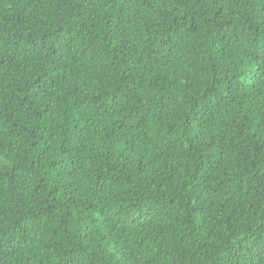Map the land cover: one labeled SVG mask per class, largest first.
I'll return each mask as SVG.
<instances>
[{"label": "trees", "instance_id": "16d2710c", "mask_svg": "<svg viewBox=\"0 0 264 264\" xmlns=\"http://www.w3.org/2000/svg\"><path fill=\"white\" fill-rule=\"evenodd\" d=\"M62 2L72 8L75 15L59 25L56 28L57 32L66 33L69 27H73L81 39L84 37L92 39L89 34L95 33L100 37L101 47L105 42L111 41V47L105 49L104 59L99 61V65L95 62L89 64L85 59L77 60L67 67L69 74L79 73L77 83L81 87L90 88L89 96L92 103L99 105L93 113L95 118L84 120L78 106L84 101L72 100L73 107L64 109L67 116L62 119L70 122L73 134L77 133V129L79 134L86 137L89 130L93 133L92 136L87 137L88 142L84 145L88 152L102 154L113 165L119 160L125 167H113L105 174L107 179H102L101 175L89 177L84 173L82 165H79L80 171H77L71 157L76 152L74 144L78 136H57L50 126H45L47 123L45 117L49 115L47 104L35 113V119L29 115L26 121L22 118L20 124L13 121V128L9 129L11 141L15 140L13 131L18 134L21 127L32 137V142L27 144L25 151L36 150V156L32 160L36 171L29 180L22 174L21 169L13 165V171L7 180L0 181V236L8 238L6 247L0 244V259L4 260L5 264H37V262L38 264H112L118 255L120 259L116 264H137V250L142 245L151 247L148 244L150 236L144 233H152L156 229L149 217L140 210L142 195L138 193H142V190L135 175L142 165L153 163L149 160V155L154 149L163 146L166 155H178L176 150L181 145L190 147L194 139H203L208 150L207 155L200 164L194 165L188 179L181 180L176 185L185 193V199L180 201L177 199L179 194L174 196L171 192L168 198L173 210L179 204L189 216L207 213L206 216L201 215L200 224L196 229L199 231H204L200 225H207L210 222L209 218H213L212 202L205 195L207 190L216 189L219 195L225 189L245 183L251 187L254 182L258 184L264 178V170L257 168L251 172V179L246 181L243 176L237 179L239 168L248 171L247 157L239 160L236 168L230 172L229 168L225 167L229 162L228 154L225 149L219 147L217 140L218 137L223 139L225 135L233 136L238 141L241 138L254 139L261 131L264 117L257 116L253 122V119L249 118L248 111L251 108L250 100H254L257 95L264 96V80L259 81V87H254L259 79L256 74L261 72V68L257 64L244 77L251 81L247 88L242 87L244 79H236L238 87L235 95H232L231 85L225 88L224 93L231 98L226 100L225 95L222 94L220 100L224 103L218 108L213 105L215 111L201 108L202 115L197 116L192 113L191 105H188L184 109V115H181L175 102L181 100L187 93V81L184 72L179 71L175 66L177 63L175 56L184 51L178 46L185 42L197 44L198 41L197 47L203 45L206 50L208 45L217 44V37L226 25L234 28L239 24V20L233 17L217 19L223 13V9L220 8L216 16L212 17L213 24H208V16L205 13L204 26L197 25L193 28L191 13L203 10L200 0H197L196 5L189 11H179L168 16L166 25L156 23L158 17L155 11H159L160 6L170 0H62ZM129 4L133 5L131 9L128 8ZM23 11V8H19L12 9L6 14L0 13V26L8 21L9 16L20 23ZM258 11L264 10L258 9ZM177 24L185 27L187 31L178 32L175 27ZM249 27L260 30V26L254 23ZM49 37L50 33L45 32L42 39ZM141 42L149 47L151 44H157L162 46L165 52H172L174 55L167 58L163 54L142 56L141 49L137 46ZM194 51L195 49L186 54L193 62L196 59ZM52 55L53 57L57 55L55 50ZM113 63L121 71L117 73L115 68L109 69L108 65ZM53 75L48 77L53 87L62 80H67L66 76L55 73V64H53ZM229 75L230 73H226L225 79ZM113 80L122 83L117 86L112 83ZM215 83L218 84L219 80L216 79ZM106 88L111 89V101H115L118 94L124 99H130L131 111L121 112L113 109L109 100L105 99L108 94ZM97 89H100L99 93ZM13 91L15 92V89ZM208 94L206 90L204 95ZM41 99L39 93H30L26 85H21L16 109L27 115L30 107ZM141 100L146 103H141ZM5 103L11 101L6 100ZM132 111L139 116L136 124L140 135L132 133V139L129 140L124 138L128 131L125 120ZM238 115H242L244 119H238ZM117 116L120 117L119 120L116 119ZM90 125L94 127L90 128ZM117 145H123V148H117ZM109 150H112L114 159L108 157ZM133 155L136 157L135 166L128 168L126 173L125 168L133 164ZM155 155L157 159L160 158L158 152ZM172 174L179 179V173L172 172ZM165 179L169 180L170 185L174 182L171 175ZM89 185L96 192L113 188L119 190L115 193L109 191V196L124 194L121 197L123 202L117 211L123 210L130 219V231L127 236L121 235L117 239L119 233L114 229L109 232L106 225L102 226L101 217L108 208L103 204V200L89 196L84 191ZM195 185L199 187H194ZM197 193H199L197 199L201 200L200 206L192 203V196ZM244 194L248 195V192L245 191ZM33 200L48 209L43 221L39 222V227L33 216L28 214V205ZM49 218H52L51 225L48 223ZM102 227L104 237H111L109 245L118 250L115 254H109L107 259L101 252L90 250L93 237L101 232ZM137 227L139 232L135 230ZM61 236L65 237L67 246L61 241ZM172 236L176 237L174 231ZM179 239L183 242V237ZM242 239L250 241L254 247L264 241V220L255 226V231H251L250 235H245ZM36 241L39 243H35ZM152 242L155 243V240ZM241 243L242 241H237V245ZM208 250L206 244L201 243L189 251L191 257L196 258L197 254L204 256ZM144 264H156V258L153 257L151 262L145 260ZM181 264H183L182 260ZM197 264L200 262L197 261Z\"/></svg>", "mask_w": 264, "mask_h": 264}, {"label": "clouds", "instance_id": "9594fccd", "mask_svg": "<svg viewBox=\"0 0 264 264\" xmlns=\"http://www.w3.org/2000/svg\"><path fill=\"white\" fill-rule=\"evenodd\" d=\"M200 2L203 5V10L191 13L193 28H196L197 25L204 26L205 13L208 16V24H213L212 17L216 16V12L220 8L223 9V13L217 19L233 17L239 20V24L234 28L226 25L217 37V44L215 46L208 45L206 50L203 45L197 47L198 41L197 44L185 42L178 46L184 51L175 56L177 61L175 66L179 68V71L184 72L187 81V93L181 100L175 102L181 115H184V109L188 105H191L192 113L197 116L202 115L201 108L206 111H215L224 103L220 100L222 94L225 95L226 100L231 98L224 93L225 88L231 85L232 95L236 94L237 78L244 79L242 87L250 86L251 81L244 77L257 64H259L261 72L256 74L259 79L254 87H259V81L264 80V46H262L264 45V11H258V9L264 10V0H200ZM196 3L197 0H183V2L170 0V2L163 3L159 11H155V15L158 17L156 23L166 25L168 16L179 11H189ZM132 7V4L128 5L129 9ZM137 7L141 6L137 5ZM19 8L24 9L20 23H17L14 17L9 16L8 21L0 26V181L7 180L13 171V165L21 169L22 174L29 180L33 172L36 171L35 165L32 164L36 150L25 151L27 144L32 142V137L21 127L18 134L13 131L12 135L15 136V140L11 141L9 129L13 128V121L20 124L21 119L26 121L29 115L35 119V113L45 104L49 109V115L45 117L46 127L50 126L57 136H78L74 144L76 152L71 157L77 171H80L79 165H82L84 173L89 177L101 175L102 179H107L105 174L109 173L113 167H125V165L121 164L119 160L113 165L102 154L88 152L84 145L88 142L87 137L92 136L93 133L89 130L86 137L79 134V129H77V133L73 134L70 122L62 117L67 116L65 108L73 107L72 100L77 102L83 100L84 103L78 105L81 117L86 121L90 117L95 118L93 113L99 108V105L92 103L89 96L90 88L81 87L77 83L79 73L71 75L68 73L67 67L77 60L85 59L89 64L95 62L99 65V61L104 59L105 49H110L111 41L105 42L101 47L100 37L95 33L89 34L92 39L89 37L81 39L73 27H69L66 33L64 31L57 32L56 28L59 25L75 15L72 8L67 7L62 0H22V2L21 0H0V13L6 14L12 9ZM253 23L260 26L259 31L249 27ZM117 27L119 26L117 25ZM175 27L178 32L187 31L179 24ZM45 32L50 33V37L42 39ZM137 46L141 49L142 56L151 57L163 54L167 58L174 55L172 52H165L163 47L157 44H151L149 47L141 42ZM193 49H195L196 57L194 62L186 55ZM53 50L57 53L55 57L52 55ZM53 64H55V73L67 77V80H62L55 87L48 79L49 75H53ZM108 68H115L117 73L121 71L114 63L108 65ZM226 73H230L227 79H225ZM189 76L192 78L188 79ZM53 78L56 79V76L53 75ZM216 79L219 80L218 84L215 83ZM112 83L119 86V83L122 82L113 80ZM21 85H26L30 93H39L42 97L37 104L30 107L27 115L16 109ZM206 90L209 93L207 96L204 95ZM99 91L100 89H97L98 93ZM106 91L108 94L105 99L109 100L113 109L121 112L131 111L132 101L130 99H124L122 95L118 94L115 101H111V89L106 88ZM242 95H247V93H242ZM6 100H10L11 103H5ZM141 103H146V101L141 100ZM250 104L249 118L253 119V122L257 116L264 117V107H262L264 96L257 95L254 100H250ZM213 105H216V108H213ZM116 119L119 120L120 117L117 116ZM238 119L243 120L244 117L238 115ZM138 120L139 116L132 111L125 120L128 131L124 138L131 140L132 133L140 135L136 124ZM91 127L94 126L90 125ZM201 127L203 128V125ZM197 140H199V144H197ZM217 140L219 147L225 149L228 154L229 162L225 167L229 168L230 172L236 168L239 160L247 157L248 171L239 168L237 179L243 176L247 181L252 178V171L257 168L264 170V124L261 125V131L254 139L241 138L238 141L233 136L225 135L223 139L218 137ZM117 148L122 149L123 145H117ZM156 152L160 154L159 159L156 158ZM176 152L178 155H166L163 146L156 148L149 155V160H152L153 163L142 165L136 172L135 179L142 190V193H138V195H142L140 210L149 217L156 229L155 232L144 233V235L150 236L148 244L151 247L142 245L137 250V264H144L145 260L151 262L153 257L156 258V264H174V262L181 264V260L183 264H197V261L200 264H264V241L254 247L250 241L242 239L245 235H250L251 231H255V226L264 220V178L258 184L254 182L251 187L245 183L225 189L219 195L216 189L207 190L205 195L212 202L213 218H209L210 222L207 225H200L204 231H199L196 229L200 224L201 215L206 216L207 213L189 216L186 211L180 208L179 204L173 210L168 203V198L171 192L174 196L178 193L177 199L180 201L185 199V193L176 185L181 180L188 179L194 165L201 163L208 150L205 148L203 139L196 138L190 147L181 145ZM241 153L244 155L242 156ZM108 157L115 158L112 150L108 151ZM132 159L133 164L125 168L126 173L128 168L135 166V155ZM172 172L179 173V179ZM170 175L174 181L171 185L169 180L165 179ZM194 187L198 188L199 185ZM84 191L89 196L103 200V204L107 206L108 211L101 217L102 226L106 225L109 232L114 229L119 233L117 239L121 235L127 236L130 231V219L123 210L117 211L123 202L121 197L124 194L109 196V191L115 193L119 190L113 188L96 192L90 185ZM245 191L248 192V195L244 194ZM198 195L199 193L192 196V203L200 206L201 200L197 199ZM105 197L107 198L105 199ZM175 202L174 200L173 203ZM133 204H135V198H133ZM47 211V208L42 204H37L35 200L28 205V214L38 222L37 227H39V222L43 221ZM48 223L52 224V218L48 219ZM135 230L139 232L138 227ZM173 231L176 233L175 238L172 236ZM180 237H183V242L180 241ZM18 239L19 237H17ZM60 239L67 246L65 237L61 236ZM110 239L111 237H104L102 227L101 232L93 237L90 250L95 249V251L101 252L107 259L109 254H115L118 251L109 245ZM153 240L155 243L152 242ZM237 241H242L241 245H237ZM6 242H8V238L0 236V244H4L6 247ZM35 243H39V241ZM201 243H205L209 250L204 256L197 254L196 258H192L189 250ZM119 259L120 257L116 255L112 264H116ZM0 264H5V261L0 259Z\"/></svg>", "mask_w": 264, "mask_h": 264}]
</instances>
